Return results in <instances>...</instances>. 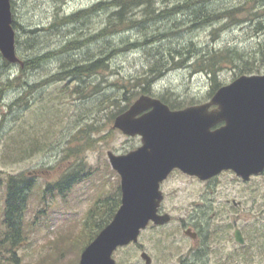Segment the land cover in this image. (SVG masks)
I'll return each instance as SVG.
<instances>
[{
    "label": "rangeland",
    "instance_id": "rangeland-1",
    "mask_svg": "<svg viewBox=\"0 0 264 264\" xmlns=\"http://www.w3.org/2000/svg\"><path fill=\"white\" fill-rule=\"evenodd\" d=\"M111 1L13 0L14 18L20 27L17 30L18 57L22 61L43 57L66 44L69 46V42L82 40L78 38L82 34L90 37L106 27L113 12H95L79 24L42 33L37 41L40 44L37 52L27 50L26 46L34 41L22 28H49L58 17H69ZM257 1L252 3L251 12L255 11ZM244 3L245 0H227L215 9L239 7ZM154 6L159 13L176 5L175 0H157ZM144 9L130 15L141 19ZM176 15L174 21L177 24V20L180 23L189 21L183 11H177L173 17ZM164 21H152L145 30L164 32L167 29L163 28ZM225 24L226 21L185 33L179 42L184 47L193 43L203 55L207 50L239 52L241 59L235 62L236 65L228 64L218 71L219 87L215 91L232 83L241 72L264 74V30H260L261 25L250 23L223 28ZM129 40L142 41V34L134 31L107 35L78 52L82 57L92 52L89 57L93 55L94 61L111 57L108 69L99 77L66 78V68H62L58 57L48 59L38 69L28 71V76H22V82L32 86L48 80L43 87L26 94L29 88L21 89L15 85L3 94L0 100V229L3 228L2 210L6 205L9 177L16 176L30 184L20 223V241L15 249L18 263L6 264H79L81 251L95 232L93 225H86L89 210L101 196L115 195L121 185L108 153L124 155L142 145L140 137L125 136L114 128V115L122 106L128 105L127 99H132L129 107L139 99L141 95L134 87L137 79L145 77L151 67L152 58L144 49L115 51L124 48ZM179 50L189 54L183 46ZM12 66L3 77L4 81L21 76L19 65ZM170 66L150 88L151 96L178 110L205 104L216 93L209 72L199 68L203 61L198 56L172 59ZM58 75L63 76L59 78ZM22 96L25 99L19 102ZM78 166L83 170L80 181L73 183L69 191L63 195L46 192L48 185L76 172ZM162 190L165 212L174 218L172 227L179 226L176 220L193 214L195 205L206 201L214 203L212 211H221L218 226L223 230L232 229V233L228 231L230 235L239 227L246 237L245 247L238 248L229 236L228 244L222 246L227 264H264V174L243 184L232 173H225L206 184L176 172L163 184ZM227 199L242 204L227 206ZM104 210V216L110 215L109 205ZM157 234V231L146 232L138 245L118 250L115 259L119 264H142L140 244L148 245L147 239L155 238Z\"/></svg>",
    "mask_w": 264,
    "mask_h": 264
},
{
    "label": "water",
    "instance_id": "water-1",
    "mask_svg": "<svg viewBox=\"0 0 264 264\" xmlns=\"http://www.w3.org/2000/svg\"><path fill=\"white\" fill-rule=\"evenodd\" d=\"M11 2L0 0V52L18 64ZM114 128L140 137L142 145L124 155L108 153L121 177L122 204L79 264H117L114 253L137 243L151 222L169 223L170 215L159 214L161 184L175 170L203 181L224 171L245 180L264 172V75L242 76L220 88L211 101L182 110L143 95L116 117ZM236 238L243 243L240 232Z\"/></svg>",
    "mask_w": 264,
    "mask_h": 264
},
{
    "label": "trees",
    "instance_id": "trees-1",
    "mask_svg": "<svg viewBox=\"0 0 264 264\" xmlns=\"http://www.w3.org/2000/svg\"><path fill=\"white\" fill-rule=\"evenodd\" d=\"M156 2L157 0H113L111 2H102L88 10L80 11L69 17H58L49 28H22L23 31L28 35V38L34 41L30 43V45L26 46L27 50L30 52H37L40 47V44L39 42L37 44V41L39 40L42 33L79 24L82 20L95 12H113L108 18V24L102 31L92 34L90 37L82 34L81 37H78L82 40H76L74 43L69 42V46L66 44L57 52H52V54H47L43 57L35 56L23 61L21 60V63L18 64L21 69V76L15 80L9 78L4 81L3 77L7 75L8 71L13 68V66L3 58L0 52V100L3 97V94L6 93L9 88L14 87L15 85L19 86L21 89H25V87L29 88L26 90V94H28V92L34 91L37 89V87H43V85L47 84L48 80L40 83L39 85L32 86L29 85V83L22 82V76H28V71L38 69L45 61H48V59H54L58 57L61 58H59V60L62 62V68H66V78L99 77L102 72L108 69V64L109 60H111V57L101 58L94 61L93 55H91L92 57H89L92 52H90V54L86 53L88 55L84 57L80 56L78 52H82L89 44H95L96 41L104 39L107 35H122L132 33L134 31L140 32L142 34V41L129 40L127 44H125L126 41H124V48L120 47L115 51L121 53L124 51L131 52L132 50L144 49L147 52V56L152 58L150 62L151 67L149 71L145 72V77L143 76L137 79V84L135 85L134 89L139 91L137 92L138 95H152L150 88H152L156 80L160 78L164 71L171 67L170 61L175 58L184 59L187 57V55H191L192 57L198 56V59L200 58L203 61V66L199 68L203 72H209L210 79L212 82H214V86H212V88L213 90H216V88L219 87V83L217 81L218 71L220 68H222V66H227L228 64L236 65L235 62L238 61L239 58L241 59L239 52L233 51L231 49H227L223 52L207 50L204 51L203 55L201 54L200 50H196V47L193 43L187 47H184V44L179 43L182 41V38L180 37L185 33L193 32L203 26L216 25L218 23H224V21H226V24L223 25V28H233L234 26L240 25L246 26L250 25L251 23L261 25L260 30H264V10H262V8H264V0L257 1L254 12H251L250 7L252 3H255V0H245L244 5H240L239 7L219 10H216L215 8L218 7L219 3L227 2V0H175L176 6L173 9H165L159 13L154 6ZM247 4L250 6L246 7L245 5ZM141 8H146L142 10L144 13L143 18L134 19L130 14L140 10ZM12 11L14 14L13 2ZM177 11L184 12V16L189 18V21H187L188 23H180L178 20V24L175 23L174 20L177 15L174 17L173 15L176 14ZM163 19L165 20L163 28H167L166 31L152 33L145 30V28L149 27L148 25L150 22L156 20L162 21ZM13 27L16 32L18 28H20L15 18ZM18 40L19 39L16 36L17 46L20 44ZM173 41L176 42L172 43ZM71 44H74V46ZM182 46L185 48V51L189 52V54L184 53L183 50H179L182 48ZM179 53L182 55H178ZM69 54L72 55L66 57V55ZM247 73L248 71L241 72L240 76ZM62 76L63 75H58L59 78ZM24 99V96H22L19 99V102L23 101ZM131 100L132 99H127L128 105L122 106V109L114 115V118L126 111V109L129 107V104L131 103ZM19 102L17 101L16 104ZM170 107L172 108L173 106ZM82 171V168L78 166L76 172L64 177L55 184L48 185L46 192H58L61 195L65 194L70 190L73 183L80 181V174ZM8 180V191L5 196L6 205L2 210L3 228L0 229V264H6L8 262L18 263L15 249L20 241V235L22 231L20 223L27 200V195L30 189V184L23 182L21 179H19V177L10 176ZM107 205H109L111 213L110 215L104 216V209H106ZM120 205V187L117 188L115 195L108 194V196L105 198L101 196L95 201L93 207L88 212L86 222L87 227L88 225L94 226L95 232L94 235L91 236V240L87 242L86 246L95 239V237L107 224L110 223Z\"/></svg>",
    "mask_w": 264,
    "mask_h": 264
},
{
    "label": "flooded vegetation",
    "instance_id": "flooded-vegetation-1",
    "mask_svg": "<svg viewBox=\"0 0 264 264\" xmlns=\"http://www.w3.org/2000/svg\"><path fill=\"white\" fill-rule=\"evenodd\" d=\"M176 172L179 171H175L173 174ZM225 173H232L243 184L250 183L252 179L260 177V175L252 176L249 180H245L232 171L223 172L221 175ZM220 176L207 181H202L197 177L191 178L201 183L211 184L219 179ZM163 203L164 201L162 202L159 214H169L165 212ZM241 204V202L237 203L229 199L225 202V205H232L234 207H239ZM218 206L222 207L221 204ZM214 207L215 204L209 201L195 205L193 214L191 212L176 220L179 226H171L174 222L171 214H169L171 217L170 222L167 224L158 226L150 223L142 232L140 238H143L144 234L148 231H157L158 234L155 238L147 239L148 245H145V243L140 244L139 252L141 256L145 254V258L141 260L142 264H227L226 251L222 250V246L228 244L230 241L229 236L232 237V241L237 243L235 245L238 248L245 247L247 243L246 237L239 227L235 228L232 235L228 233V231L232 233V229L227 228L223 230L222 227H219L217 220L221 217V211L215 209L213 212L212 209ZM220 207L218 209H221ZM234 207L233 209H235ZM237 232H240L243 243L237 241Z\"/></svg>",
    "mask_w": 264,
    "mask_h": 264
}]
</instances>
